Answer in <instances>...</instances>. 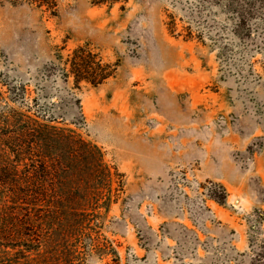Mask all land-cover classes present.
<instances>
[{
	"label": "rangeland",
	"instance_id": "obj_1",
	"mask_svg": "<svg viewBox=\"0 0 264 264\" xmlns=\"http://www.w3.org/2000/svg\"><path fill=\"white\" fill-rule=\"evenodd\" d=\"M194 2L57 0L46 9L0 0V135L20 127L4 121L13 109L31 115L36 96L64 116L52 124L100 149L111 172L101 196L75 195L118 264H209L217 247L246 252L250 236L264 235V38L214 41ZM77 46L116 63L114 75L75 84L63 69ZM18 83L22 102L9 92ZM211 183L225 188L224 204L206 195ZM78 256L75 264L113 263L111 252Z\"/></svg>",
	"mask_w": 264,
	"mask_h": 264
},
{
	"label": "trees",
	"instance_id": "obj_2",
	"mask_svg": "<svg viewBox=\"0 0 264 264\" xmlns=\"http://www.w3.org/2000/svg\"><path fill=\"white\" fill-rule=\"evenodd\" d=\"M87 1L91 5L111 7L127 0ZM9 2L46 9L57 5V0ZM194 3L191 12L196 22L201 30L204 27L207 32L211 30L209 34L214 41L225 34L254 44L264 38V0H195ZM216 14L225 15L223 22L214 19ZM64 63L67 66L64 74H71L75 84L84 81L93 86L112 77L117 65L103 61L87 46L74 48ZM9 92L15 101H24L23 85L14 84ZM31 102L25 105L26 110L32 111L31 115L16 109L9 112L12 114L4 124L20 127L12 134L0 135V264H75L78 255L92 249L100 255L111 252V264H118L117 251L109 242L91 236L90 219L83 207H77L79 201L81 204L87 201L75 195L92 189L95 199L101 196L102 181L109 180L111 172L101 161L100 149L51 123L64 119L54 102L47 106L36 96ZM75 104L78 105L76 101ZM81 119L78 110L75 123ZM62 188L71 191L63 196ZM206 195L219 204H224L227 198L225 188L219 183H211ZM101 204L107 205L106 201ZM263 218L262 214L259 220ZM138 235L145 240L141 233ZM209 264H264V235L260 239L250 236L246 252L226 243L217 247Z\"/></svg>",
	"mask_w": 264,
	"mask_h": 264
}]
</instances>
